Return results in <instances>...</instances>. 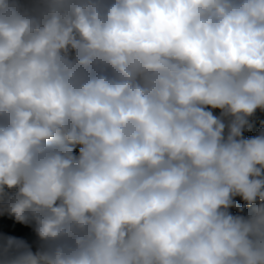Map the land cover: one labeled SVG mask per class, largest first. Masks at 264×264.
Segmentation results:
<instances>
[{
  "label": "clouds",
  "instance_id": "obj_1",
  "mask_svg": "<svg viewBox=\"0 0 264 264\" xmlns=\"http://www.w3.org/2000/svg\"><path fill=\"white\" fill-rule=\"evenodd\" d=\"M0 264H264V0H0Z\"/></svg>",
  "mask_w": 264,
  "mask_h": 264
}]
</instances>
